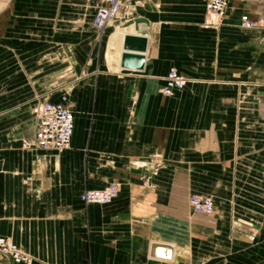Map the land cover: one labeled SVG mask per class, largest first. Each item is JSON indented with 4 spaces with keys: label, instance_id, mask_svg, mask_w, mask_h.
Masks as SVG:
<instances>
[{
    "label": "crops",
    "instance_id": "1",
    "mask_svg": "<svg viewBox=\"0 0 264 264\" xmlns=\"http://www.w3.org/2000/svg\"><path fill=\"white\" fill-rule=\"evenodd\" d=\"M95 4L0 0V234L33 264H264V30L239 26L264 0L214 23L205 0H132L103 39ZM124 33L146 36L140 69L119 66ZM170 66L186 82L163 95ZM62 96L69 146L39 147L33 107ZM111 180L109 202L79 198Z\"/></svg>",
    "mask_w": 264,
    "mask_h": 264
},
{
    "label": "built area",
    "instance_id": "2",
    "mask_svg": "<svg viewBox=\"0 0 264 264\" xmlns=\"http://www.w3.org/2000/svg\"><path fill=\"white\" fill-rule=\"evenodd\" d=\"M131 2L132 0H96L91 19L93 26L100 29L112 18L126 19ZM227 2L228 0H205V11L214 18L209 23L216 22ZM239 26L264 30V13L258 14L255 18L243 15ZM185 82L183 74L178 72L175 67L170 66L163 75V82L159 90L163 95H169L175 90L181 89ZM33 111L35 114L34 143L39 147L55 150L67 148L73 127L71 109L60 100H44L38 102ZM117 191V182L111 180L102 187L84 188L79 193V198L85 203H107L116 195ZM187 201L194 212L208 214L213 211V204L208 195L191 192ZM0 252L8 255L14 262L33 264L31 256L26 254L16 242L1 234Z\"/></svg>",
    "mask_w": 264,
    "mask_h": 264
},
{
    "label": "water",
    "instance_id": "3",
    "mask_svg": "<svg viewBox=\"0 0 264 264\" xmlns=\"http://www.w3.org/2000/svg\"><path fill=\"white\" fill-rule=\"evenodd\" d=\"M139 21H144L141 17L128 19L124 25L133 22L136 25ZM146 36L136 33H124L121 42V52L119 56V66L140 69L143 66L146 47ZM163 245V244H160Z\"/></svg>",
    "mask_w": 264,
    "mask_h": 264
},
{
    "label": "rangeland",
    "instance_id": "4",
    "mask_svg": "<svg viewBox=\"0 0 264 264\" xmlns=\"http://www.w3.org/2000/svg\"><path fill=\"white\" fill-rule=\"evenodd\" d=\"M131 4H132V2H131ZM130 8V7H129ZM224 11V10H223ZM128 13H129V10H128ZM129 15V14H128ZM110 21H112V24H119L120 23V21H122V19L120 18V19H118V18H112V19H110ZM107 24V23H106ZM101 29L102 28H100V29H98V34H99V37H101L102 39H103V33H102V31H101ZM53 99H59L60 101H62L64 104H66L69 108H70V103H69V100H68V98L66 97V96H62V97H48V98H44L43 100L42 99H40L41 101H44V100H53ZM9 98H4V103H7V102H9ZM41 101H37V103L38 102H41ZM36 103V104H37ZM35 104V105H36ZM34 105V106H35ZM34 108V107H33ZM36 145V144H35Z\"/></svg>",
    "mask_w": 264,
    "mask_h": 264
},
{
    "label": "bare ground",
    "instance_id": "5",
    "mask_svg": "<svg viewBox=\"0 0 264 264\" xmlns=\"http://www.w3.org/2000/svg\"><path fill=\"white\" fill-rule=\"evenodd\" d=\"M109 22H110V20L107 21V23H109Z\"/></svg>",
    "mask_w": 264,
    "mask_h": 264
}]
</instances>
